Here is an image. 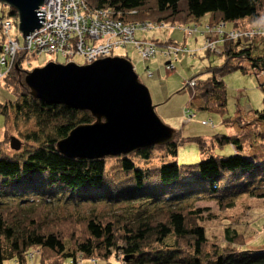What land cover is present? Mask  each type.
<instances>
[{"label":"trees","instance_id":"obj_1","mask_svg":"<svg viewBox=\"0 0 264 264\" xmlns=\"http://www.w3.org/2000/svg\"><path fill=\"white\" fill-rule=\"evenodd\" d=\"M87 1L91 9L109 10L113 18L127 23L187 24L209 15V23L230 22L233 28L264 25L262 0H153V5L151 0ZM6 20L18 26V12L9 8L0 15V54L7 38ZM155 42L160 47L177 43L171 38ZM221 48L226 59L223 66L207 69L202 73H210L206 78H191L195 85L186 83L182 90L189 87L203 100L200 109L225 113L228 101L223 76L236 69L253 70L257 76L264 72V36L227 39ZM23 57L19 52L18 67L14 64L5 77L4 86L14 98L0 103V113L7 117L0 140V264H29L28 252L33 248L40 249L38 264H80L84 258L109 264L118 254L127 264H264V251L231 247L239 237L235 230L225 229L224 246L211 242L200 222L202 210L192 205L196 199L213 198L221 209H231L240 195L264 199V161L249 155L246 133L216 136L218 145L234 148L232 155L215 154L214 140L181 138L177 131L172 142L128 156L68 159L58 151V142L76 126L95 118L89 111L33 98L25 83L30 70L23 68ZM11 77L16 80L14 85L9 83ZM261 87L264 92V82ZM248 116L264 123V107ZM15 118L33 122L35 129L24 135L31 147L11 156L2 147L12 138L9 128ZM254 132L264 152V131L256 127ZM192 140L199 144L202 160L181 165L179 147ZM158 149L167 155L154 164ZM33 198L38 203L27 207L25 203ZM13 202L27 214L25 221L20 222L14 210L8 212ZM83 202L93 206L89 215L69 214L61 220L55 216L57 222L52 225L30 218L37 207L46 211L55 206L78 207ZM99 203L109 204L111 210L99 213Z\"/></svg>","mask_w":264,"mask_h":264},{"label":"rangeland","instance_id":"obj_2","mask_svg":"<svg viewBox=\"0 0 264 264\" xmlns=\"http://www.w3.org/2000/svg\"><path fill=\"white\" fill-rule=\"evenodd\" d=\"M264 1V0H262ZM150 5L154 1L151 0ZM9 7L0 3V15L3 12H8ZM210 21V16L206 15L195 22H188L184 25H204ZM168 28L163 30H152L148 33L137 32L138 39L159 40L165 42L168 39L175 40L178 44H183L189 50L187 54H180L172 58V70H168L166 62L169 61L168 56L162 52L164 47L159 46V52L151 59L144 60L141 58L139 51L129 44L124 48L118 49L113 53V56H123L129 58L135 67L139 79L145 84L151 92L154 105H156V112L162 121L173 129L179 132L181 138L200 137L209 141L214 140L215 154L217 155H232L234 148L230 144L220 146L217 144L216 136L218 134L234 135L236 133H246L247 136V151L250 156H255L260 161H264V152L262 146L255 135V128L258 127L264 131V123L257 120L256 116H248L252 110H261L264 107V92L261 87L264 79L261 80L253 70L244 72L241 69H236L226 73L223 80L227 86V110L225 113L216 110L200 109L203 105V100L193 93V90L187 87L182 90L186 83L193 77L206 78L210 73H205L210 68H220L225 63V56L217 52L206 51L204 49V38L201 34L189 36L181 28L172 27V23H166ZM179 25V24H177ZM233 28V24L228 22L227 29ZM10 37L18 39L20 45L24 44V37L21 34L18 26H13L10 31ZM192 51V52H191ZM49 62H56L60 64L67 63V59L62 55L56 54H42L36 56H24L21 64L23 68L30 71L43 67ZM73 62L84 65L85 60L81 56H76ZM5 79L1 83L0 89V103H4L8 99H13L14 96L7 87L4 86ZM9 83L14 85L16 80L11 77ZM190 107L188 115H193L188 118L186 115V108ZM239 118V119H237ZM229 119L230 122H224ZM204 121H212L213 125H206ZM7 117L0 113V140L3 139L6 131ZM35 129L33 122L24 121L15 118L11 122L9 128V137H17L22 146L19 151H15L10 146L11 140L5 142L2 150L8 155H15L23 152L25 149L31 147L32 143L25 142L24 135ZM155 157L152 162L158 164L163 157H166V151L158 149L154 151ZM201 150L199 144L192 140L184 143L179 147L177 160L181 165H190L200 162ZM115 163V161H110ZM143 165L141 162H137ZM37 198H33L28 205L37 204ZM16 203L7 209L8 212L19 215L20 222L25 221L27 214L20 211ZM194 208L202 210L203 219L200 221L206 228L207 236L211 242L219 243L221 246L226 244L225 229L229 228L233 232L238 233V240L231 243V247L236 250H252L264 251V199L250 197L248 195H240L236 198V206L231 209H221L217 201L213 198H200L192 202ZM93 206L89 203L83 202L80 206L75 207L70 205L67 207L51 208L44 211L43 208L37 207L30 218H35L42 223H56L69 214H76L79 216L89 215L90 209ZM109 204L99 203L97 209L99 213L108 212L111 210ZM22 215V217L20 216ZM11 217V215H8ZM49 216V217H48ZM29 217V216H28ZM51 219V220H47ZM65 231L70 230L69 227H64ZM234 234V233H233ZM232 234V235H233ZM40 259V249L33 248L28 252L29 264H38ZM95 262L92 258H84L80 264H107V262L97 259ZM8 264L11 261L7 262ZM111 264H127L122 260L120 255L111 257ZM109 263V264H110ZM12 264H16L14 261ZM65 264H71L67 261Z\"/></svg>","mask_w":264,"mask_h":264},{"label":"water","instance_id":"obj_3","mask_svg":"<svg viewBox=\"0 0 264 264\" xmlns=\"http://www.w3.org/2000/svg\"><path fill=\"white\" fill-rule=\"evenodd\" d=\"M45 2L0 0L18 12V27L24 39L44 26L45 11L39 8ZM25 83L33 98L89 111L95 118L90 124L76 126L58 142V151L68 159L128 156L166 145L177 135V130L158 116L150 90L140 81L132 62L124 57H106L84 65L49 62L28 71ZM10 146L19 151L22 145L12 137Z\"/></svg>","mask_w":264,"mask_h":264},{"label":"built area","instance_id":"obj_4","mask_svg":"<svg viewBox=\"0 0 264 264\" xmlns=\"http://www.w3.org/2000/svg\"><path fill=\"white\" fill-rule=\"evenodd\" d=\"M45 11L46 21L42 22L43 27L35 30L24 39L23 46L18 39L10 37L13 22L6 20L4 32L7 36L0 54V89L1 83L7 76L14 64L17 65V56L23 52L24 56H36L42 54L62 55L67 63L73 62L76 56H81L86 64L106 57H115L113 53L118 49L132 44L142 59L148 60L156 56L159 46L155 40L138 39L137 32L148 33L152 30H163L168 28L166 23L124 22L113 18L111 12L105 9H91L87 0H46L39 8ZM172 27H179L189 36L201 34L204 38V49L220 53L222 44L227 39L245 40L255 36H264V25H256L249 29L231 28L227 29V23L207 22L204 25L173 24ZM188 49L183 44L171 43L164 46L162 51L168 56V70H172V58L180 54H187ZM192 52V51H191ZM263 77L264 72L258 74ZM194 86V81H188ZM190 107L186 108L188 115ZM204 124H212V121H205ZM97 262L96 259H94ZM17 264V263H16Z\"/></svg>","mask_w":264,"mask_h":264}]
</instances>
